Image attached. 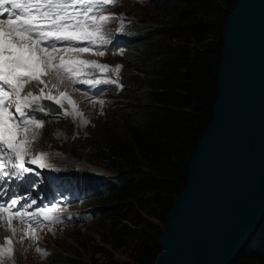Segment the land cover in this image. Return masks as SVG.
I'll return each mask as SVG.
<instances>
[{
  "label": "trees",
  "instance_id": "1",
  "mask_svg": "<svg viewBox=\"0 0 264 264\" xmlns=\"http://www.w3.org/2000/svg\"><path fill=\"white\" fill-rule=\"evenodd\" d=\"M234 6L235 0H163L153 4L145 26L113 34L118 43H134L129 52L141 71L124 69L128 101L116 118L68 141L72 154L108 174L56 170L60 182L86 198L81 212L95 216L102 242L126 257L109 255L104 264H152L161 251L165 218L212 119L223 27ZM258 234L259 228L230 264H264ZM63 264L84 263L65 257Z\"/></svg>",
  "mask_w": 264,
  "mask_h": 264
},
{
  "label": "water",
  "instance_id": "2",
  "mask_svg": "<svg viewBox=\"0 0 264 264\" xmlns=\"http://www.w3.org/2000/svg\"><path fill=\"white\" fill-rule=\"evenodd\" d=\"M221 41L212 119L152 264H230L264 220V0H235Z\"/></svg>",
  "mask_w": 264,
  "mask_h": 264
},
{
  "label": "snow or ice",
  "instance_id": "3",
  "mask_svg": "<svg viewBox=\"0 0 264 264\" xmlns=\"http://www.w3.org/2000/svg\"><path fill=\"white\" fill-rule=\"evenodd\" d=\"M110 0H0V145L6 146L7 164L0 158V181L6 178L23 181L26 174L33 173L26 162L48 167L44 156L26 161L28 155V137L35 136L42 121L29 118L30 111L43 112L42 101L52 102L63 109L65 117L79 119L88 124L77 102L65 90L75 85H86L89 90L99 85L112 83L116 79L93 78L94 74L103 76L109 65L98 63L96 59L83 58L93 49L108 46L112 33L106 28L113 16L101 14L102 5ZM115 3V0H111ZM6 17V18H5ZM119 34V32L117 33ZM94 55L103 57L104 51L96 50ZM35 83L38 94L25 91L26 86ZM51 88L45 91L39 85ZM4 85L10 91H5ZM52 89H56L54 93ZM103 89H99L102 91ZM98 94V93H94ZM101 105L104 100H99ZM14 106L15 113L10 108ZM4 153L0 152V156ZM9 194L7 189L0 190V220L9 223L16 218L35 221L37 217L55 220L52 208H37L33 212L14 210L19 204L18 198L3 200ZM36 201L32 200L31 204ZM11 252V248L0 249V256Z\"/></svg>",
  "mask_w": 264,
  "mask_h": 264
},
{
  "label": "rangeland",
  "instance_id": "4",
  "mask_svg": "<svg viewBox=\"0 0 264 264\" xmlns=\"http://www.w3.org/2000/svg\"><path fill=\"white\" fill-rule=\"evenodd\" d=\"M160 1L163 0H115V3L110 1L109 4L101 6L105 9L101 14L114 17L106 25L107 30L112 34L122 29L130 33L133 24L135 28L146 25L149 10L153 4ZM133 46L134 43L117 44L112 41L108 46L93 49L92 52L83 55V58L96 59L98 63L109 65L105 75L94 74L93 78L116 79V84L106 83L91 90L82 84L75 85V90L72 87L67 89L61 87L59 90H66L72 96L83 117L89 123L85 125L80 123L79 119L65 117L64 110L57 106L54 113L40 119L42 126L35 131V136L28 137L29 155L34 149L40 152L37 156L45 157L47 169L76 167L80 168V172L81 170L90 171L98 177L108 174L72 154L69 151L68 141L74 136L86 135L88 131L102 125L110 117L116 118L117 108L126 106L124 104L128 99L125 98L121 89L124 84L123 71L124 69L141 71L139 65L137 66L134 62L132 53L129 52ZM96 50L104 51L105 55L95 56ZM100 86H104L101 88L102 91H99ZM39 87L45 88L47 92L52 86L49 84L47 87L45 85H39ZM25 91L38 94V87L33 83L26 86ZM52 91L55 93L56 89ZM101 99L105 101V104L98 103ZM45 181L43 192L45 204L37 208L54 209L52 215L55 216V220L39 216L35 221H28L25 225L23 224L27 219H22V224L17 220H14L17 224L4 220L5 232L3 231V237H0V249L10 247L11 252L0 256V264H63L65 257L78 258L84 264H104L109 255L113 256V260L126 259L121 251H113L108 244L102 242L98 235L99 229L94 223L95 216L90 212H81L85 210L87 201L86 198L78 195L75 187L73 189L67 187L64 182H59L56 178L46 179L41 173L35 179L36 183ZM98 187L100 188L99 184ZM37 208L30 207L27 211L33 212ZM88 208L93 209L94 206ZM10 228L13 229L14 235L10 233ZM33 229H38L37 233L29 234ZM258 238L257 249L264 242V222L260 225ZM6 239L7 243H5Z\"/></svg>",
  "mask_w": 264,
  "mask_h": 264
},
{
  "label": "bare ground",
  "instance_id": "5",
  "mask_svg": "<svg viewBox=\"0 0 264 264\" xmlns=\"http://www.w3.org/2000/svg\"><path fill=\"white\" fill-rule=\"evenodd\" d=\"M36 149H34L33 151H30V156H37V154H40V152H38V151H35ZM34 154V155H33ZM19 219V220H18ZM17 220L18 222L20 221V224H22V218H16V217H14L12 220H11V222H14L15 224H17L15 221ZM3 221L4 220H0V237H3V234H4V230H5V226H4V223H3ZM6 222H8L7 220H5ZM264 222V220L261 222V224ZM9 223V222H8ZM260 224V225H261ZM260 225H259V229H260ZM12 227V226H11ZM16 227V226H15ZM13 229H9V231H10V233H12L13 235H14V231H12ZM15 230V229H14ZM4 231V232H3ZM18 231V230H17ZM37 231H38V229L37 230H35V229H33L32 231H30V233L29 234H32V233H37ZM13 237V236H12ZM32 237V236H31ZM14 238V237H13ZM6 242L5 243H7L8 242V240L6 239L5 240Z\"/></svg>",
  "mask_w": 264,
  "mask_h": 264
}]
</instances>
